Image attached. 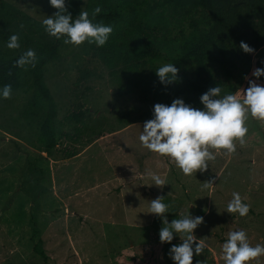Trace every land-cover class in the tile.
Segmentation results:
<instances>
[{"label": "rangeland", "instance_id": "rangeland-1", "mask_svg": "<svg viewBox=\"0 0 264 264\" xmlns=\"http://www.w3.org/2000/svg\"><path fill=\"white\" fill-rule=\"evenodd\" d=\"M90 2L83 0L82 10ZM54 13L48 0H0V57L19 58L54 41L41 23ZM185 32L190 33L187 26ZM13 33L21 46L9 50L5 42ZM148 48L158 45L131 43L118 54ZM102 49L87 42L65 45L61 39L59 59L44 68L58 114L51 155L38 139L45 115L29 108L34 85L28 69L22 87L0 100V264H174L169 249L181 241L174 237L161 244L162 220L149 214V201L160 196L169 205V222L189 212L203 217L194 234L206 247L200 256L194 253L193 264H224L221 246L229 231L244 230L250 244H264V123L250 117L245 144L236 142L234 153L222 150L205 171L185 176L139 142L153 106L173 100L154 96L148 87H127L120 94V66L111 67ZM257 61H264V47L253 55L248 75L243 66L217 69L214 75L236 92L248 87L245 77H253ZM180 72L192 77L194 66L186 63ZM148 172L165 184L152 185ZM212 178L215 187L204 188ZM233 192L249 205L247 216L227 213ZM41 241L46 261L35 252ZM253 264H264V257Z\"/></svg>", "mask_w": 264, "mask_h": 264}, {"label": "trees", "instance_id": "trees-1", "mask_svg": "<svg viewBox=\"0 0 264 264\" xmlns=\"http://www.w3.org/2000/svg\"><path fill=\"white\" fill-rule=\"evenodd\" d=\"M82 4L83 0H68L66 8L73 18L79 15ZM97 5L102 11L95 22L113 27L112 36L100 55L111 67L120 66L118 78H123L120 94L127 87L129 90L148 87L156 97L181 98L186 104L202 109L200 96L209 88L221 86L223 93L233 92L214 72L224 71L227 66L234 69L243 66L244 74L248 75L253 55L264 47V0H91L86 11L91 13ZM57 11L55 9V13ZM186 26L190 33L185 32ZM174 29L179 30L175 39ZM146 40L156 42L158 48L139 49L125 56L118 54L131 43L143 44ZM166 41H169V57L162 54L167 48L160 46ZM241 41L254 52L244 53L239 47ZM36 55L35 66L27 68L34 85L29 108L35 115H45L38 139L44 153L51 155L57 144L58 114L44 82V68L59 59V40L40 44ZM146 56L150 59L146 60ZM17 59L0 57V87L10 84L12 91L22 87V74L26 69L15 66ZM167 60L175 64L179 72L177 82L164 86L155 70ZM186 63L194 66L192 77L180 72ZM260 67H264V61L255 63V68ZM113 73L118 75L117 71ZM226 74L232 76L230 72ZM257 83L264 84V77ZM35 252L47 260L42 241Z\"/></svg>", "mask_w": 264, "mask_h": 264}, {"label": "clouds", "instance_id": "clouds-1", "mask_svg": "<svg viewBox=\"0 0 264 264\" xmlns=\"http://www.w3.org/2000/svg\"><path fill=\"white\" fill-rule=\"evenodd\" d=\"M51 7L58 11L42 20L45 33L65 45L80 46L87 42L103 47L113 29L110 25L94 22L102 11L97 5L91 13L81 10L73 18L66 8V0H48ZM20 36L11 34L5 42L9 50L20 48ZM240 49L246 53L254 52L247 43L241 41ZM37 55L34 49H28L15 61V66L27 69L35 66ZM179 69L175 64L167 63L155 70L156 76L164 86L178 80ZM248 80V87L236 92L223 93L221 86L209 88L200 96L203 108H194L181 98L174 99L170 105L157 103L153 106V117L144 122L139 135V142L144 149L169 159L183 175L192 176L197 171H205L209 161L216 159L221 151L231 154L236 151V142L245 144L249 131L247 121L252 119L264 123V84L257 81L264 77V67L255 68ZM12 94L10 84L0 87V100L9 99ZM215 150V152L211 151ZM153 184L161 187L165 181L155 172H148ZM215 178L206 181L203 187L211 189ZM160 196L149 201V214L162 220L159 231L161 244H171L174 237H179V244H172L169 258L174 264H193L194 253L200 256L206 247L204 239H198L195 230L204 221L201 216L180 214L178 218L168 221L165 215L169 205ZM227 213L247 216L249 205L243 202L238 192L232 193L227 204ZM221 259L224 264H253L264 257V244H250L244 230L229 231L227 239L221 246ZM198 264H204L199 261Z\"/></svg>", "mask_w": 264, "mask_h": 264}]
</instances>
